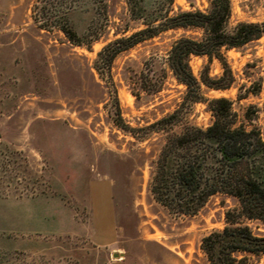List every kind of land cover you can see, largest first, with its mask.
Wrapping results in <instances>:
<instances>
[{
	"label": "rangeland",
	"instance_id": "1",
	"mask_svg": "<svg viewBox=\"0 0 264 264\" xmlns=\"http://www.w3.org/2000/svg\"><path fill=\"white\" fill-rule=\"evenodd\" d=\"M50 1H57L53 19L66 13L85 45L34 22L41 0H0V264H209L201 240L224 227L236 201L217 194L193 215L169 211L149 190L164 133L137 130L134 137L116 125L119 113L140 128L176 109L184 122H211L204 103L186 100L166 62L175 40L200 38L201 30L161 31L100 74L98 52L144 28L143 20L131 17L125 0ZM160 3L143 0L151 13ZM209 8L210 0L172 4V12ZM239 22H264V0H231L228 29ZM222 53L234 81L226 89L202 85V95L230 99L239 121L264 137V35ZM189 64L197 77L205 68L213 78L223 73L215 57L192 55ZM249 225L264 235V224ZM238 255L264 264V253Z\"/></svg>",
	"mask_w": 264,
	"mask_h": 264
},
{
	"label": "trees",
	"instance_id": "2",
	"mask_svg": "<svg viewBox=\"0 0 264 264\" xmlns=\"http://www.w3.org/2000/svg\"><path fill=\"white\" fill-rule=\"evenodd\" d=\"M132 18L142 19L144 28L108 42L98 52L95 69L110 71L115 57L135 44L161 31L173 28H199L200 38L181 36L175 40L166 62L175 79L185 85L189 103L202 102L211 115L207 126L183 121L181 109L140 128L118 125L136 137L137 130L163 132V143L153 166L149 190L154 199L176 214H195L213 195L221 194L236 201L225 212L226 224L203 236L201 249L209 264H245L239 253H264V235L253 231L250 222L264 224V137L258 127L247 128L226 97L205 98L201 86L226 89L234 81L222 48H236L264 35V22H239L232 29L231 0H210V8L172 12L173 0H161L149 12L143 0H125ZM57 1L41 0L32 18L40 28H58L76 45H85L68 23L67 14L54 20ZM56 12V11H54ZM58 21V22H57ZM97 39V38H94ZM217 58L223 73L218 78L205 68L194 75L190 57ZM264 113V102L262 106ZM245 118L250 119L246 112ZM144 137V136H142Z\"/></svg>",
	"mask_w": 264,
	"mask_h": 264
},
{
	"label": "crops",
	"instance_id": "3",
	"mask_svg": "<svg viewBox=\"0 0 264 264\" xmlns=\"http://www.w3.org/2000/svg\"><path fill=\"white\" fill-rule=\"evenodd\" d=\"M103 185V189H102V198L104 199V213L106 215V219L108 221V228L110 231V235H111V230H112V210H111V204L109 202V196H108V189H107V185L106 184H102ZM110 264H128L126 261L124 260H120L119 258H117L116 260H112V262H110Z\"/></svg>",
	"mask_w": 264,
	"mask_h": 264
},
{
	"label": "water",
	"instance_id": "4",
	"mask_svg": "<svg viewBox=\"0 0 264 264\" xmlns=\"http://www.w3.org/2000/svg\"><path fill=\"white\" fill-rule=\"evenodd\" d=\"M114 256H115V257H117V256H118V254H114Z\"/></svg>",
	"mask_w": 264,
	"mask_h": 264
}]
</instances>
